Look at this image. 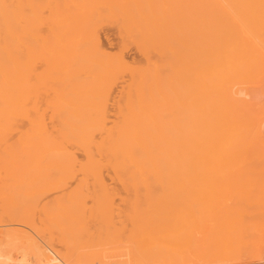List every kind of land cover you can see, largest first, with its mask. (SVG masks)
Listing matches in <instances>:
<instances>
[{
	"label": "bare ground",
	"instance_id": "bare-ground-1",
	"mask_svg": "<svg viewBox=\"0 0 264 264\" xmlns=\"http://www.w3.org/2000/svg\"><path fill=\"white\" fill-rule=\"evenodd\" d=\"M116 2L117 14H124L125 24L136 22L134 15L156 6L147 0ZM31 3L0 0V183L61 186L78 173L79 185L92 183L104 188L103 173L108 172L123 186L146 188V196L154 204H173L178 197L182 203L186 200L190 205L198 201L204 204L199 198L204 192L200 188L209 181L208 169H218L226 164L227 155H236L241 137L247 141V149H254L249 140L259 135L258 120L253 115L256 112H249L250 103L240 96L236 84L241 78L264 74V67L248 61L245 53L249 56V49L241 47L235 37L242 34L244 40L264 48V0H202L203 14L195 16L197 21L192 23L186 40L160 39L159 32V41L149 38L147 32L144 38L149 39H135L145 51L149 47L157 50V59L148 57L141 66H130L122 54H108L96 37L73 41L61 40L62 37L53 41L36 39ZM76 3V23L81 21L79 18L83 23L91 22V18H99L104 12L98 0ZM111 10L109 14L115 17ZM57 20L61 23L54 20L53 24L65 22ZM90 27H85V36L95 33V28ZM127 28L126 25L124 31L128 32ZM123 72L130 74V80L123 86L126 90L122 102L116 103V120L110 122L109 102ZM254 95L259 93L255 91ZM153 187L160 190H150ZM164 210L160 211L163 215ZM174 210L176 216L186 213L190 219H198L201 212L182 211L177 205ZM200 215L205 220H199L206 222L207 211ZM47 216L53 222L75 219L56 213ZM193 234H179L181 238L173 235L172 242L182 240L179 243L183 250L192 243L194 248ZM140 239L141 235L136 234L129 241L131 247L126 245L134 252L128 260L132 264L143 258ZM161 252L162 258L168 256ZM124 256L128 255L123 253Z\"/></svg>",
	"mask_w": 264,
	"mask_h": 264
},
{
	"label": "rangeland",
	"instance_id": "rangeland-1",
	"mask_svg": "<svg viewBox=\"0 0 264 264\" xmlns=\"http://www.w3.org/2000/svg\"><path fill=\"white\" fill-rule=\"evenodd\" d=\"M103 1L98 0L100 2L98 6L100 5L102 7L100 9L106 14L102 12L99 15L100 19L98 16L93 19L89 18L92 23L87 18L86 21L91 23L89 24V22H81L83 21L81 18H79L81 23L78 18L77 22L79 23H76L75 17H78V13H76L78 11H75L78 10L76 0L75 3L66 0L69 4L64 0H31L34 37L38 40L49 41L60 40L61 37V40L68 41L78 40L81 37L88 39L96 37L101 40L108 54L113 56L122 54L130 66H141L145 65L148 57L157 59V50L149 47L145 51L135 39H146L147 37L144 38V36L148 34L149 38L159 41L160 35L158 34L166 33L165 35L161 34L160 39L186 40L191 34L192 23L197 21L195 16L203 14L202 0H147L148 4L151 6L155 4L156 8H146L147 10L142 14L133 16L135 17L133 20L136 22L125 24L122 21L124 14L121 12L117 14L116 0H106V4ZM109 1L114 4L110 5ZM108 9H112L111 12L115 11V17L112 16L113 13L109 14ZM68 11L71 13L70 17ZM148 13H151V16ZM188 13L190 14L188 15ZM119 14L121 17L118 16ZM185 16L188 17L189 22ZM105 18L108 19L105 20ZM57 19L65 22L56 25ZM54 20L56 23L53 24ZM59 23L61 22L58 21L57 24ZM68 23L72 27L67 25ZM129 24L132 26L130 27ZM126 25L131 28L130 30L127 28L128 32L124 31ZM186 26H188V30L184 31L183 28H187ZM68 27H70V31L67 32ZM85 27H90L92 30L95 28L93 37L91 34L85 36L87 33V30L84 31ZM145 28L148 31H145ZM168 28H170L169 31ZM76 29H80L79 32ZM157 32L159 33L157 34ZM149 34L151 35L149 36ZM70 36L71 38H69ZM176 36L178 39L175 38ZM235 39L240 41L241 47L246 46L249 49V56L245 53L248 61L261 63L264 67V48L261 47V49L246 39L244 40L242 34ZM241 58H243V50ZM255 77L257 81H255ZM249 78H243L246 79L245 81L241 78L240 81H243H238L236 89H239L240 96L250 103V107L247 105L249 112L253 111L252 114L256 112L253 115L258 120L259 135L254 136L255 139L249 140L252 141L254 149H247V141L241 137L238 143L239 151L236 155L226 156L229 161L226 160V164L221 166L222 169L221 167L212 169L213 171L211 168L208 169L209 181L205 187L200 188L205 192L199 197H202L204 204H200L197 197L195 201H198L199 204L196 202L193 203L194 205L187 204L186 200L182 203L178 197L175 201L176 204H174L175 202L173 204L172 202H162L157 205L146 196V188L123 186L108 172L103 173L106 184L104 188L92 183L79 185L78 173L76 178L61 186L0 183V260H2L0 264H132V261L129 262L131 260L129 257L134 252L126 247H131L132 244L129 241L136 234L141 235L139 247L143 252V254L141 252L143 258L139 260L138 264H264V74ZM129 80L130 74L123 72L112 92L109 102L110 122L116 120V103L122 102L126 90V87L123 88V86ZM247 90L249 93L253 91V96L248 94ZM254 90L257 94L259 93L258 97L254 95ZM214 179L218 183H215ZM150 190L159 191L160 189L153 187ZM192 200L194 201V198ZM176 205L179 210H191L196 214L199 213V210H201L200 213L207 211L209 216L206 222L199 220L203 216L200 213L197 215L198 219L193 217L190 219L186 213L176 216L174 210ZM156 208L160 211L165 209L166 215ZM157 211L161 213H157L160 220L156 217ZM55 213L72 215L75 219L69 223L53 222L47 215ZM161 215L164 216L165 221ZM163 226H166L165 228L168 230ZM238 227H242V229L239 230ZM182 230L184 231L181 232ZM190 232L194 233L191 240L192 242L196 241V246H194V248L197 247L196 250L192 246L195 245L194 243L183 250V246L180 244L183 242L181 239H179L180 243L177 242L179 245L172 242L174 241L173 235L181 238L179 234L187 235ZM195 233L197 236L194 239ZM127 243L128 246H126ZM198 243L203 244L201 245L203 247ZM189 246L193 249L191 247L189 249ZM160 252L163 253V256L168 255L166 256L167 260L161 257ZM123 253L128 256L123 257Z\"/></svg>",
	"mask_w": 264,
	"mask_h": 264
}]
</instances>
